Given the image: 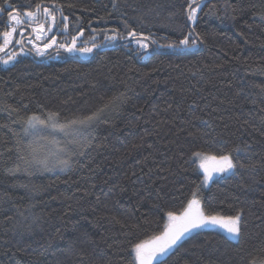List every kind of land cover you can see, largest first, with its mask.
Wrapping results in <instances>:
<instances>
[{
	"label": "trees",
	"instance_id": "1",
	"mask_svg": "<svg viewBox=\"0 0 264 264\" xmlns=\"http://www.w3.org/2000/svg\"><path fill=\"white\" fill-rule=\"evenodd\" d=\"M187 3L0 0V46L9 12L23 18L37 4L46 24L52 5L51 37L96 45L86 59L26 50L0 64V264H134L133 245L159 234L193 191L208 214L239 212L241 234L195 230L162 264H264V0H201L194 22ZM130 30L151 34L147 52L129 43ZM190 32L194 48L161 46ZM93 113L70 128L74 137L52 126ZM32 116L48 139L62 134L60 157L30 141ZM221 148L236 166L204 186L193 153ZM45 159L50 170L37 163Z\"/></svg>",
	"mask_w": 264,
	"mask_h": 264
},
{
	"label": "snow or ice",
	"instance_id": "2",
	"mask_svg": "<svg viewBox=\"0 0 264 264\" xmlns=\"http://www.w3.org/2000/svg\"><path fill=\"white\" fill-rule=\"evenodd\" d=\"M7 3V0H5ZM42 4H37V12L26 11L23 13V17L27 19H22L20 15L13 14V12H9L11 31L4 32L3 36V45L0 46V52L4 51V49L12 42V37L14 33L17 32V27H12L14 23L16 26H20L22 24H31L34 21L38 20L39 17V9L42 7ZM115 6V0H114ZM55 8V12H59L61 20L64 22L65 29H67V20L68 17L63 15L62 10L59 7ZM4 9L0 8V12ZM198 10H202L201 0H188L187 8L185 9L187 13L188 21H196ZM15 12V10H14ZM43 15L47 17L51 23L47 24L45 27V23H40L38 27L33 28V32H38L41 34H46L49 31H52L54 26L57 24V18L53 11L49 7H43ZM127 22H125V28H127ZM20 34L23 35L24 29L19 28ZM149 35H144L142 32H137L136 30H130L127 33V36L130 38L129 43H135L138 45L139 50H143L147 52L149 48ZM192 33L185 36L183 39L179 41V43H170L168 45H161L162 47L166 46L169 48H175L177 51H186L191 48L196 47L197 39H191ZM123 39V35L120 37ZM106 39H115V37H107ZM16 43H20L19 40L15 41ZM151 43L155 44L156 40L152 39ZM52 43H55V37H52ZM76 37H72L71 45L67 47L63 44L59 45V47H66V50L69 52L72 51H80L82 53H90L92 48H95L96 45L93 44L91 48L83 47L80 49L75 48ZM51 43H46L44 45L45 48L51 47ZM37 54H42L40 49H37ZM16 53H12L8 55L6 59L0 60V63L8 64L11 60L15 58ZM123 94H121L122 96ZM102 111V110H99ZM58 113H50L48 116V120H55L58 118ZM97 117V113H93L90 116L84 117L82 120H70L65 124L57 125L53 124L52 126L59 127L61 130H67L72 128L74 125L80 124L85 125L89 121H92ZM38 121L40 124H45V120H38L37 117L32 116L29 117L27 126L25 127V133H28L29 127H34L33 122ZM233 151L239 152V149H234ZM193 156L200 160L199 167L203 170V181L202 185L206 186L208 182L213 178V173H227L234 169L236 166L234 163V158L231 152H226L223 148L219 150L217 154H203L201 152L193 153ZM208 161H212L211 166L207 163ZM39 163L45 170H50L48 167L47 160H38ZM57 163L64 168L69 167V161L66 159L58 160ZM168 222L165 224L163 230L156 235H153L151 238L140 241L133 245L132 253L134 254V264H162L160 261L161 256L167 255L174 246H176L183 238L187 235L191 234L195 230L198 229H209L212 227H220L223 229L230 238L238 239L241 234V214L238 212L235 216H221L219 214H208L201 207V201L197 198V192L193 191L192 198L187 201V205L183 208L179 214L175 211L169 210L166 212Z\"/></svg>",
	"mask_w": 264,
	"mask_h": 264
},
{
	"label": "rangeland",
	"instance_id": "3",
	"mask_svg": "<svg viewBox=\"0 0 264 264\" xmlns=\"http://www.w3.org/2000/svg\"><path fill=\"white\" fill-rule=\"evenodd\" d=\"M22 19H25V18L23 17ZM38 22H39V18H38ZM20 26H16L14 23L12 24V27H17V31L19 30V28H21ZM34 27H38V25H34L33 28ZM11 30L12 29L10 27L8 31H11ZM52 31H49L46 34H41V33H38V32H33V35L29 38V37H27L28 35L24 36V34H25V30H24L23 31V35L20 34L18 36V39H17V40L20 41V43H16L15 47L7 50L5 52L6 53L5 55L0 56V60H3V59H6L8 55H11L12 53H16L15 58L13 60H11L8 64H3V63H0V64L1 65H9V64H11L17 57L23 55L26 50L31 51V52L37 54V49H40L41 52H42V54H40V55H43V54L47 53V51L48 52L55 51L57 54H59V53H65V54L77 56V57L83 58V59L88 58L93 53V48H92V51L90 53H82L80 51H72V52L67 51L66 50V47L68 45H71L72 38H71V40H69V41L66 42V41H57L56 36H54L55 37V43H52V37L49 40H47L48 35ZM19 33H20V31H19ZM16 34H17V32L14 33V35L12 37V42L9 45H11L13 43L14 39L16 41ZM75 37H76L75 48L80 49V48H83V47H89V48L92 47V45L81 44L80 40L78 39L79 38V35H77ZM45 40H47V41H45ZM22 41L25 42V45H26L25 47L24 46H21L22 45ZM46 43H51L52 46L51 47H48V48H45L44 45ZM61 44L65 45L66 47H63V48L62 47H59V45H61ZM2 45H3V41H2ZM134 45L138 47V45H136L135 43H134ZM141 51H143V50H141ZM33 124H34V127H29V130H28V133L27 134L29 135L30 141H33L38 146L39 149H37V148L36 149L38 151L40 150L43 153L42 155H46V153H47V156L60 157V155L62 153H61V151H60V149L58 147V143L60 142V139L62 138V134L56 135L55 134V130H52V132L50 133L51 136L48 139L47 136H45L44 133H43V131L45 129V126H46V123L45 124H40L38 121H34ZM77 132H78V130L69 129L68 132L63 135V137L66 138V137H68V135H69V137H74V135L76 136V133ZM213 215H215V214H213ZM221 216H224V215H221ZM221 230L223 232H225L223 229H221Z\"/></svg>",
	"mask_w": 264,
	"mask_h": 264
},
{
	"label": "flooded vegetation",
	"instance_id": "4",
	"mask_svg": "<svg viewBox=\"0 0 264 264\" xmlns=\"http://www.w3.org/2000/svg\"><path fill=\"white\" fill-rule=\"evenodd\" d=\"M25 19H27V18H25ZM43 19H44V17H43ZM43 19L42 20L39 19V21L41 20L39 23H38V20H37V21L32 22L31 24H22L20 27H22L25 30L24 36L28 35L27 37L30 38L33 35V26L34 25H39L40 23H45V27H47V24H46L47 20L46 21H43ZM54 28H56V26ZM19 35H20V33H19V30H18L17 31V34H16V40L18 39V36ZM47 40H49V39H47ZM47 40H45V41H47ZM22 43H23V41H22Z\"/></svg>",
	"mask_w": 264,
	"mask_h": 264
},
{
	"label": "water",
	"instance_id": "5",
	"mask_svg": "<svg viewBox=\"0 0 264 264\" xmlns=\"http://www.w3.org/2000/svg\"><path fill=\"white\" fill-rule=\"evenodd\" d=\"M48 6H49V7H52L51 4H49ZM41 8H42V7H41ZM41 8L38 10V11H39V19H41V12H40V11H41ZM53 32H54V30L48 35L47 39H49V38L53 35ZM14 41H15V39H14ZM14 41H13V42H14ZM41 42H42V41H41ZM9 46H10V45H9ZM9 46H8L7 48H9ZM7 48H6V49H7ZM4 50H5V49H4Z\"/></svg>",
	"mask_w": 264,
	"mask_h": 264
}]
</instances>
